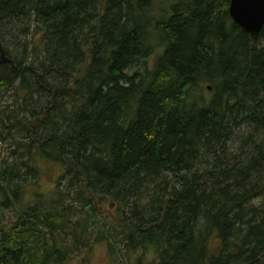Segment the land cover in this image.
Returning <instances> with one entry per match:
<instances>
[{
	"label": "trees",
	"instance_id": "1",
	"mask_svg": "<svg viewBox=\"0 0 264 264\" xmlns=\"http://www.w3.org/2000/svg\"><path fill=\"white\" fill-rule=\"evenodd\" d=\"M229 6L0 0V264H65L106 236L137 264H264V26L251 38ZM39 158L63 172L26 195ZM108 199H134L125 233Z\"/></svg>",
	"mask_w": 264,
	"mask_h": 264
},
{
	"label": "rangeland",
	"instance_id": "2",
	"mask_svg": "<svg viewBox=\"0 0 264 264\" xmlns=\"http://www.w3.org/2000/svg\"><path fill=\"white\" fill-rule=\"evenodd\" d=\"M264 42V39L262 40ZM13 51V48L11 47ZM202 85H206L203 81ZM211 88V87H210ZM207 95H209L207 93ZM243 129H247L245 125L242 126ZM5 146L3 143H0V159L1 156L6 152L4 151ZM38 167V185H28L26 189V195L31 193L33 187H39L44 192L49 188L53 187L56 183V180L60 177L63 172V165L57 161H49L44 158H39L36 161ZM143 195L149 196L146 190H142ZM143 202H146V198H143ZM255 201H258L257 199ZM141 206V205H140ZM136 208L134 199L124 202H115L114 199H108L101 204V209L106 217L102 221H106L107 226L116 227L117 231L123 230L124 233L131 227L133 221H135V215L133 210ZM143 210H149V207H142ZM150 212L142 211L141 216H148ZM5 218L2 220V223L5 225L10 224V222L15 218V214L9 208L4 210ZM107 235V234H106ZM136 236L135 238H137ZM213 245L217 243L215 238L210 240ZM109 238L100 239L94 243L90 251V257L85 256L86 250H82V253L79 252L75 256L68 258L65 264H137V256L143 249H136L133 251L128 244L126 239L117 241L115 243V253L111 255L109 250ZM154 253L152 250L148 252L147 258L145 259V264H150L149 260L152 259ZM158 258H154V264L158 263Z\"/></svg>",
	"mask_w": 264,
	"mask_h": 264
},
{
	"label": "water",
	"instance_id": "3",
	"mask_svg": "<svg viewBox=\"0 0 264 264\" xmlns=\"http://www.w3.org/2000/svg\"><path fill=\"white\" fill-rule=\"evenodd\" d=\"M229 12L233 20L250 33L251 38L259 35L264 26V0H230ZM0 61H11L12 66H15L1 42Z\"/></svg>",
	"mask_w": 264,
	"mask_h": 264
}]
</instances>
